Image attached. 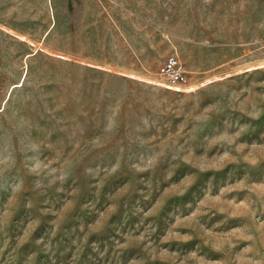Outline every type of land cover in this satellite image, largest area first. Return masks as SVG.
Wrapping results in <instances>:
<instances>
[{
    "label": "rangeland",
    "instance_id": "1",
    "mask_svg": "<svg viewBox=\"0 0 264 264\" xmlns=\"http://www.w3.org/2000/svg\"><path fill=\"white\" fill-rule=\"evenodd\" d=\"M0 264H264V0H0Z\"/></svg>",
    "mask_w": 264,
    "mask_h": 264
}]
</instances>
